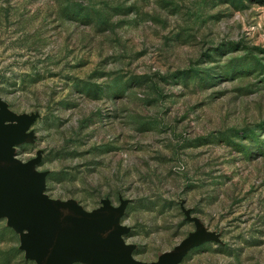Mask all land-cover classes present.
<instances>
[{"label": "rangeland", "instance_id": "1", "mask_svg": "<svg viewBox=\"0 0 264 264\" xmlns=\"http://www.w3.org/2000/svg\"><path fill=\"white\" fill-rule=\"evenodd\" d=\"M0 125L45 197L111 211L110 263L264 264V0H0ZM28 234L0 212V264H85Z\"/></svg>", "mask_w": 264, "mask_h": 264}, {"label": "water", "instance_id": "2", "mask_svg": "<svg viewBox=\"0 0 264 264\" xmlns=\"http://www.w3.org/2000/svg\"><path fill=\"white\" fill-rule=\"evenodd\" d=\"M18 141L14 132L0 125L1 214L28 230L27 241L37 245L50 260L70 257L85 264H112L101 253L106 254V248L97 250L93 245L98 240L92 239L93 233L99 231L108 241L121 245L119 231L109 222L111 211L88 215L81 208L45 197L34 166L15 158L12 148ZM183 254L184 249L179 248L159 264H179Z\"/></svg>", "mask_w": 264, "mask_h": 264}, {"label": "bare ground", "instance_id": "3", "mask_svg": "<svg viewBox=\"0 0 264 264\" xmlns=\"http://www.w3.org/2000/svg\"><path fill=\"white\" fill-rule=\"evenodd\" d=\"M44 257V256H43ZM65 261V260H64Z\"/></svg>", "mask_w": 264, "mask_h": 264}]
</instances>
